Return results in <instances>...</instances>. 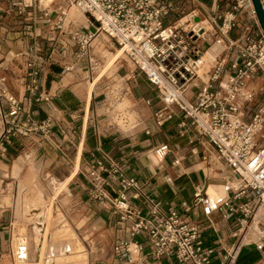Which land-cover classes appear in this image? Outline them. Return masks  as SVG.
<instances>
[{"label": "built area", "instance_id": "obj_1", "mask_svg": "<svg viewBox=\"0 0 264 264\" xmlns=\"http://www.w3.org/2000/svg\"><path fill=\"white\" fill-rule=\"evenodd\" d=\"M32 1H37L39 10V0H30L29 3L12 1L6 9L9 11L12 6L18 7V14L25 8L35 10ZM71 1L80 6L90 24L84 28V33L78 30L72 34L79 46L75 56L85 55L91 63L89 42L95 36L102 38L106 35L112 44L123 49L131 62L133 81L142 75L156 89L163 104V108L154 113L157 122L160 124L171 118L172 115L166 114L165 109L175 105L185 118L190 119L194 131L203 140L206 151L203 158L210 159L209 153L213 150L217 160L229 170V179H239L236 188L227 187L228 180H225L222 193L216 198H211L206 190L197 186L191 204L194 208L200 206L201 215L212 227L210 216L214 212L226 219L234 218L236 231L243 239L248 222L253 220L260 208L264 210V145L257 144V137L264 129V99L252 109L249 120H246L243 109V104L251 102L254 96L253 90L248 87L253 75L262 76L264 93V32L252 1L233 0L229 10L217 17L220 20L218 24L215 17L201 19L194 11L187 14L197 16L200 22H209L212 28L218 30L222 40H228L229 47L235 45L237 48L230 58L220 54L209 61L205 73L207 82L200 80L195 68L203 52L199 43L209 40L210 37L206 38L209 30L196 26L191 19L181 22L186 15L164 25L166 16L172 10L170 0ZM259 2L264 13V0ZM240 10L245 11L249 19L242 35L231 40L227 34L235 25L236 14ZM26 66L28 82L25 90L35 94L39 88V67L33 60L27 61ZM193 78L199 80L200 87L194 100L190 101L186 92L192 88ZM4 82V77L0 76V121L4 126L0 144L2 139L8 141L15 134L47 132L49 120L35 123L26 118L18 122L21 101L7 90ZM37 98L48 100V95L39 94ZM151 152L161 161L169 152L168 145L158 144ZM108 160L104 156L98 162V170L107 171L108 178L109 175L118 176L115 198L109 199L103 190L108 178H101L95 170L90 173L91 180L99 185L95 186V199L117 216V226L124 234L113 241L114 261L106 264H150L162 257L172 264H210L214 249L203 240L202 222L176 210L163 211L160 202L145 190L143 184L132 176L124 175L118 167L107 166ZM170 179L167 178L168 181ZM263 240L264 234L254 241L258 250L263 249ZM238 248V245L231 246L221 264H235ZM144 249H147L146 254H143ZM147 257L151 259L149 262ZM12 259L15 260L14 251Z\"/></svg>", "mask_w": 264, "mask_h": 264}, {"label": "crops", "instance_id": "obj_2", "mask_svg": "<svg viewBox=\"0 0 264 264\" xmlns=\"http://www.w3.org/2000/svg\"><path fill=\"white\" fill-rule=\"evenodd\" d=\"M9 6L10 0H0V76L4 77L7 90L21 101L22 110L17 117L18 122L26 118L35 123L49 120L50 127L47 132L30 131L26 135L15 134L8 141L1 140L0 264H11L8 260L9 255L12 256L13 219L19 206L15 198L21 195L18 187L27 185L34 188L35 184H41L39 180L44 181L46 178L51 191L52 180L64 185L61 193L63 192V198L69 204L63 206L59 201L61 199H58V203L64 211L76 214L78 221L82 223L80 228H86L97 235L103 231L113 241L124 235L117 226V216L95 199V186L99 185L91 180L90 173L95 170L101 178H108L107 171L98 170V162L104 156L109 158L107 166H116L124 175L132 176L143 184L145 190L160 202L163 211L176 210L188 218H197L202 222L203 240L214 249L210 264L225 261L226 251L233 245L239 246L235 264H260L264 260V250H258L254 241L242 242L241 234L236 231L234 218L226 219L214 212L210 216L212 227L201 215L200 206L194 208L191 204L197 186L206 190L211 198L220 197L222 184L225 180L229 182L231 176L222 162L217 160L211 163L210 159L203 158L206 154L204 142L194 131L190 119L185 118L172 105L165 109L166 114L172 115L171 118L159 124L154 113L162 109L163 104L157 95L159 104L147 107L150 113L144 118L147 122H142L143 126L140 124V111L137 110L139 124L135 130L101 132L95 124L94 115L98 117L101 113L103 98L96 91L99 86L92 84L91 78L86 80L88 62L84 65L73 51L71 60L63 61L54 54L46 58L43 44L40 43L41 38L45 39L46 36L35 26L40 21L36 20L35 10L31 18L26 14L30 15L32 12L23 11L18 16L12 8L9 11L6 9ZM5 9L6 12L3 11ZM29 60H33L39 67V88L35 94H29L25 90L28 82L26 63ZM125 65L131 67L128 62L121 67ZM128 76L129 74L125 75L126 78ZM139 77L134 81L136 85L141 80ZM143 80L146 81L145 78ZM191 86L186 97L193 101L200 84L192 82ZM248 87L254 89L250 83ZM39 94H47L48 100L38 99ZM132 94L146 105L150 104V99H144L143 93ZM130 101L131 99H126L125 102L128 105ZM244 107L245 105V112ZM250 116L251 114L246 113L245 118ZM3 127L0 121V133ZM158 144H167L169 152L158 165H153L148 153ZM212 153L213 150H210L209 156ZM175 160L178 162L175 163ZM168 177L171 178L169 181ZM117 178V175H109L103 185L104 192L109 191V199L116 197ZM38 190L49 209L53 208L57 212L58 223L65 221L60 218L61 213L54 205L55 198H51V201L50 196H45L44 189ZM62 195L59 194L58 198ZM10 197L12 206L5 205L10 203ZM247 198L250 199L249 195ZM242 200L243 198L239 201ZM27 209L29 213L34 210L31 205ZM146 253L147 249H144L143 254ZM147 258L149 262L151 259ZM113 261L110 257V262ZM150 264L172 263L162 257L159 261L152 260Z\"/></svg>", "mask_w": 264, "mask_h": 264}, {"label": "rangeland", "instance_id": "obj_3", "mask_svg": "<svg viewBox=\"0 0 264 264\" xmlns=\"http://www.w3.org/2000/svg\"><path fill=\"white\" fill-rule=\"evenodd\" d=\"M14 2H23L25 3V0H10V3ZM52 1V0H51ZM50 1V2H51ZM233 0H170L172 4V11L169 12V14L166 16L165 21L163 22L164 25L167 23H171L174 19L180 18L184 15H187L191 11H194L195 14H198L201 19H205V17H215L217 20V17L221 14H223L225 11L229 10V8L232 5ZM41 2V0H40ZM71 2V1H70ZM68 0H53L51 3L43 4L41 2L40 9H37L38 3L37 1H32V4L35 6V13H36V20H40L35 23V26L37 27V30L43 31L46 37L45 39L40 40V43L43 44V50L45 52V57L49 58V55H57L60 56L63 61L71 60L72 59V51L76 52L79 49V46L77 44V41L72 39V34L74 31H80L84 33V28H86L89 24V20H85L86 18L83 16V13H80V10L77 5L71 4ZM22 7V5H19ZM17 8L12 6V10L16 11ZM44 8V9H43ZM6 10V9H5ZM25 12H32V14L26 16H29L33 18V8H25ZM60 12H66L68 15H70V19L66 24H64V19L66 15H62ZM46 13V15H45ZM18 16H21V14H18ZM249 19L248 14L245 11H238L236 14V20L235 25L232 27V29L228 32L227 37L231 40H236L239 38L244 30V25L247 24V21ZM45 20V21H43ZM220 20H217L216 23L218 24ZM206 29L208 28L207 36L206 38H209L208 41H205L203 44L199 43L201 45V50H206L216 38L221 37L218 30L216 28H212L210 26V23L206 22ZM209 25V26H208ZM41 26V28H38ZM69 31H71L69 33ZM216 31V32H214ZM105 36L101 38L100 36H95L89 43V53L92 58L91 63H89L87 56L83 55L79 57V60L83 62L84 65L88 62L89 70L85 72V75L87 79H90L96 69V67L99 65L98 63H102V68H100V71L98 75L94 74V77L100 78L98 82L96 83V86H99V89L96 90L100 94H102V103L106 102L108 97L112 98L111 102H115L114 95H108V87L115 83L117 80H113L112 78L106 79L105 77H118V76H125L129 74L128 78L125 81H122V87H129L131 90V101L130 105L131 108L129 109V113L123 114L126 115L127 118H129L130 122H133L135 118L137 117V113L139 110L141 115V126L142 122L146 123L147 120L144 118L150 113V110L147 109L148 106H151L153 104H159L157 102V91L151 84H148L146 81L143 80V76L141 75L139 78L141 80H138V83L133 81L132 78V69L133 66L130 68L128 65L122 66L124 61V57L122 55H117L116 49L114 46H108V43L105 42ZM108 46L106 48L107 50L105 52H102L103 48L102 45ZM223 44L225 45L226 49L222 53L223 57L230 58L232 55L237 51V48L235 45H232L229 47V42L227 39L223 40ZM62 49L61 51H57L58 49ZM63 53V54H62ZM106 56V60L102 58V56ZM102 58V59H101ZM109 58L111 60H109ZM53 60L57 61V59L53 58ZM99 59V60H98ZM130 62V61H129ZM131 63V62H130ZM132 65V64H131ZM118 70V73L114 72ZM116 79V78H115ZM191 82H197L200 83L198 79L193 78ZM251 86H254L253 89V99L252 101L246 102L245 104V112L247 114H251V109L256 108L259 106V104L264 99V93H263V78L260 74H255L252 76V80L249 81ZM135 91V92H134ZM132 93L141 94L143 93L144 99H150V104L146 105L144 101L139 100V97L134 98ZM126 101V99H124ZM120 109V108H119ZM122 110V109H121ZM145 110L147 112H145ZM152 111V110H151ZM103 110H101V113ZM244 114L246 115V113ZM100 113V114H101ZM123 113H126L124 111ZM107 115H100L95 117V124L96 126H99L101 132H120L117 131V127L114 129L112 126H105L104 123H106L108 116ZM153 116V115H152ZM114 116H112L113 118ZM120 119V118H118ZM145 120V121H144ZM246 120H249L246 119ZM135 122V121H134ZM119 123V122H118ZM120 127H122V130H125L123 124L121 125L119 123ZM133 126V125H132ZM129 130H135V129H129ZM123 132V131H122ZM257 144L264 145V129L261 131V134L259 137H257ZM213 158V157H212ZM216 158L214 159V161ZM39 180V178H37ZM47 178L44 179V181L39 180L41 184L37 183L35 184L34 188L33 186L28 187L27 185L18 187V193L20 192L21 195L15 198L18 201V208H16V216L14 212V237H13V228H12V251H13V242L16 246L17 242L21 240V238H24L26 240L30 241V248H32V244L34 243L35 238V231H34V225L36 223H40L44 226V229L51 233V238L48 243H46L42 247V256L45 258H49L51 256H54L56 252L58 251L59 247H57V242H60L63 244L62 241L64 238L61 234L62 227L64 228L66 226L67 228V238L72 241L73 245H76L79 250L83 251L84 259L86 264H104V263H110V257L114 260V256L112 254L111 245L113 243V240L111 237H107L103 231H100V234H92L90 230H87L86 228H80L82 223L78 221L77 216L75 213H70L67 211H64L59 203L64 206L68 205L69 202L66 201L61 193V191L64 189V185L60 184L59 182H56L52 180L51 184V190H49V187L47 185ZM32 188V189H31ZM44 189V194L46 197L50 196L51 198H55L54 205L55 207L60 211V218L62 220L61 223H58V216L57 212L53 208L48 207V204L45 203V200L38 190ZM24 189V190H23ZM32 190V192H31ZM32 197H31V195ZM61 194V198H58V195ZM30 195V196H29ZM60 197V196H59ZM47 199V198H46ZM52 201V199H51ZM31 203L28 205V203ZM12 198L10 197V203L5 204L8 206H12ZM33 206V209H37V212L34 214H30L27 207ZM27 206V207H26ZM15 207H16V201H15ZM45 210V211H44ZM67 210V208H66ZM38 213V214H37ZM40 213V214H39ZM47 213V214H46ZM46 214V215H45ZM16 217V218H15ZM55 217V218H54ZM54 218V219H53ZM15 220V221H14ZM261 222L264 224V219L261 220ZM57 223V224H56ZM250 222H248L247 225H249ZM264 226V225H263ZM246 230V228H245ZM56 235L60 237V239H56L53 235ZM97 236V237H96ZM62 237V238H61ZM14 239V241H13ZM31 254L32 253L31 250ZM12 255V253H11ZM30 256V260L26 264H43L40 260H35L34 256ZM11 264H14V261L12 259V256L9 255V260ZM33 262V263H31ZM25 264V263H20ZM260 264H264V260L260 262Z\"/></svg>", "mask_w": 264, "mask_h": 264}, {"label": "bare ground", "instance_id": "obj_4", "mask_svg": "<svg viewBox=\"0 0 264 264\" xmlns=\"http://www.w3.org/2000/svg\"><path fill=\"white\" fill-rule=\"evenodd\" d=\"M50 1L51 0H41V2L43 4L51 3L53 0L51 2ZM68 1L70 2L71 0H68ZM25 2L29 3L30 0H25ZM41 2H40V4H41ZM70 3L77 5L76 3H73L72 1ZM77 6L80 10V13L82 14L83 12H82L80 6L79 5H77ZM61 13L66 15L65 19H64V24H63V26H64L66 24V22L69 21L70 15H68L66 12H61ZM83 16L86 18V16L84 14H83ZM190 19H191L192 23L195 24V22H196V26H203L204 28L206 27V24H205L206 22L204 20H202L200 22L199 21L200 19L197 16H193V14L184 16L181 19V22H185V21H188ZM85 20L87 21V18ZM206 30H208V28ZM70 32L71 31H69V33ZM104 36H105L104 40H105V42L108 43V46H114L112 44V42L110 41V39L106 35H104ZM108 46H106V44L104 46L102 45V48H103L102 52H105L107 50L106 48H108ZM115 49H116L117 55H122L124 57V61L128 62L131 65L127 56L123 52V49H121L120 47H115ZM225 49H226V47L223 44L222 38L218 37V38H216L214 43H212L205 51H203L201 53L200 58L197 60V67L195 68L196 74L200 78L201 81L207 82L208 78H207V75L205 73L207 72V69L209 68V61L212 60L216 55L222 54ZM102 58L106 60V56L103 55ZM109 60H111V59L109 58ZM98 64L99 65L96 67V69L93 73V76L90 79V82L92 84H96L98 82V80L100 79V78L94 77V74H96V76H97L99 71H100V68H102V66H103L101 63V60H100V63H98ZM118 70H119V68L114 72V74L118 73ZM105 78L106 79L112 78L113 80H117V81L115 83H113L112 85H110L108 87V90H107L108 95H111V94L114 95L113 97L116 99L115 102L114 103L111 102L112 98L108 97L107 101L101 105V109L103 110V112L101 114H99V116L100 115H107L109 118V119H107L106 123H104V125L105 126H112L114 129L117 127V131L119 130L120 132H122V131L125 132V131H128L129 129H134L139 124L138 117L135 118V120H134L135 122L134 121L130 122L129 118H127L126 115H123V114H127V112L128 113L130 112L129 109L131 108V106L134 107V105H130V104L127 105V103L124 101V99H131L130 88L128 86L122 87V83H120L122 81H125L127 78L124 75L118 76V77L109 76V77H105ZM124 111H126V113H123ZM112 116H114V117L112 118ZM118 118H120V119H118ZM118 122L121 125L123 124L125 130H122V127H120ZM148 155H149L153 165L159 164V160L152 154V152H149ZM212 155H213V158H211ZM215 158H216L215 161H217L216 155L214 153H212L210 155L211 163L215 162L214 161ZM238 182H239V179L237 177H235L234 179H230V181L227 183V185H228V187H233V188L235 187L236 188L238 186ZM108 194H109V191H106L107 196H108ZM55 199H56V197H55ZM36 212H37V209H34L30 214H34ZM262 217H264V210L260 208L257 211L256 216L249 223L248 228L246 229V232L244 234V238H243L242 242L256 241L258 239V237H260L264 234V226H263L264 224L261 222ZM34 231H35V238H34V243L32 244V246H33L32 248H30V241L26 240L24 238H21V240H19L17 242L16 246L15 245L13 246V251H14V255H15L14 264H20V263L26 264V263H28L30 260V256L32 255L31 250H32V253H34V255H32V256H34V259L42 261L43 264H86L83 251L79 250L78 247L76 245H73L72 241L67 238L66 226L64 228L62 227V229L60 231L63 238H64L62 241H65V242H63V244H61L60 242H57V247H59V249L54 256H51L49 258H45L44 256H42V247L46 243H48L49 240L51 239V238H49V237H51V233L46 231L44 229V226L40 223H36L34 225ZM53 236L56 239H60V237L56 236L55 234ZM263 250H264V240H263ZM31 263H33V262H31Z\"/></svg>", "mask_w": 264, "mask_h": 264}, {"label": "water", "instance_id": "obj_5", "mask_svg": "<svg viewBox=\"0 0 264 264\" xmlns=\"http://www.w3.org/2000/svg\"><path fill=\"white\" fill-rule=\"evenodd\" d=\"M251 1L253 4L255 13H256L258 22H259V24H260V26L264 32V13H263V10L261 8L260 2H259V0H251Z\"/></svg>", "mask_w": 264, "mask_h": 264}]
</instances>
